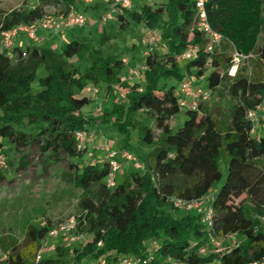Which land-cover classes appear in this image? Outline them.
Segmentation results:
<instances>
[{
    "label": "trees",
    "instance_id": "16d2710c",
    "mask_svg": "<svg viewBox=\"0 0 264 264\" xmlns=\"http://www.w3.org/2000/svg\"><path fill=\"white\" fill-rule=\"evenodd\" d=\"M81 1L23 0L22 8L1 15L0 150L6 149L7 155L24 153L36 143L42 156L50 152L55 161H69L71 180L82 190L77 232L85 240L80 248L61 245L56 255H43L37 263L53 224L30 223L23 242H10L7 258L0 264H91L102 259L112 264L127 255L152 257L150 264L264 260V136L254 134L247 118L249 111L264 104V39L255 45L259 30H264L258 12L262 0L206 1L210 23L224 36L214 52L206 49L208 39L194 27L195 0L144 4L118 15L121 28L133 21L160 28V48L146 56L141 81H123V58L92 48L87 37L70 41L61 52L36 45L24 50L15 42L13 55H8L2 44L4 31L41 19L46 4L79 7ZM246 11L250 21L245 19ZM231 44L246 54L254 51L235 74ZM196 45L200 54L182 60L181 55ZM80 58L87 59L84 68L75 63ZM207 72L206 89L211 94L227 92L228 112L220 114L200 103L196 109H185V121L176 130L172 120L181 110L176 95L179 84ZM116 84L129 91L125 101L113 88ZM89 85H100L113 96L109 109L91 117L83 111L92 100L82 94ZM107 123L120 133L117 148L131 151L132 129L138 130L140 144L151 148L147 166L122 181L116 178L115 186L107 180V157L104 163H80L86 151L78 148L76 137L79 131ZM222 162L227 176L217 189L223 179ZM208 194L212 195V227L204 208L184 210L174 205V197L193 200ZM231 234L239 237V245L224 253H200L202 247L212 248V237Z\"/></svg>",
    "mask_w": 264,
    "mask_h": 264
},
{
    "label": "rangeland",
    "instance_id": "374dc122",
    "mask_svg": "<svg viewBox=\"0 0 264 264\" xmlns=\"http://www.w3.org/2000/svg\"><path fill=\"white\" fill-rule=\"evenodd\" d=\"M164 1L166 0H132L136 8L144 4L156 3L155 5L158 6L160 3H164ZM22 7L23 0H0V17L2 14ZM79 7L83 9L82 3L79 4ZM51 10H53L52 5L46 8V11ZM98 11V13H101L104 9L100 8ZM258 12L259 18H261V20L264 19V0L261 1ZM86 13L88 17L86 25L68 28L64 34L58 35L55 43H46L43 40L36 42L27 32H19L15 37V42L24 50H26L28 46L36 45L40 47L50 46L61 52L70 41L78 37H87L90 40V46L92 48H101L106 52H113L119 55L120 58L125 57L129 59L130 64L125 65L122 70V79H124L126 73L129 74L128 69H130L131 66L143 68L146 59L145 53L149 50L147 38L148 26L145 22L133 21L128 27L121 28L116 14L114 19L101 23L98 18L95 17L96 14L94 12L88 11ZM244 15L247 21L251 20L247 11ZM154 29L160 32V28L156 27ZM261 29L255 37L256 46H259L264 39V30L261 31ZM234 47L237 46L232 45L231 52ZM252 52L254 51L250 53ZM244 54L249 55L246 53ZM75 63L84 68L87 65V59H76ZM208 73L209 72H207L204 77L192 75L190 79L193 81L194 85L206 88V76H208ZM37 88L38 83L34 82L33 89ZM87 88L82 91V94L90 96L92 100L83 109L86 115L91 117L97 114L101 104L102 110L111 107L112 100L107 101V96L103 97V99H105L103 101L100 97V93L97 98L94 96L93 85H89ZM205 104L209 108L214 107L220 114H226L231 104V99L227 92L221 93L217 91L211 95V98L205 102ZM139 117H141V115ZM185 118V109L181 108L180 112L172 120L176 130L183 124ZM93 130L97 132L95 138L96 144L92 142L87 144L85 155L80 159V163L96 161L104 163L106 151L101 148V145L104 144L105 140L101 138V135L106 137L110 146L114 148L118 147L121 136L118 129L113 125L109 123L100 126L95 125ZM259 130L260 128L256 131ZM254 134L257 136H264V130H262L260 135ZM98 138L101 139V142H99ZM130 146L131 151L138 155V160L131 162L123 161V166L117 174L118 181L124 180L133 170L144 169L147 166L145 159L151 148L144 147L140 144L139 132L137 129L131 130ZM4 151L6 154L7 150L4 149ZM10 153L11 155L6 154L10 156V162L7 161L8 168L4 170L3 177H0V213L3 217V220L0 221V235L7 237L6 239L0 238V257L6 253L9 243L14 239L19 244L23 242L28 224L37 223L41 225L39 222L45 221L55 226L74 215L80 214L79 200L82 190L77 188L71 180L73 171L72 167L69 166L68 160L55 161L51 158L50 152L42 156L36 143L32 144L24 153ZM22 156H24V158H22ZM221 170L223 172V179L215 185L217 189L221 187L227 176V168L224 162L221 163ZM88 238H91V236H88ZM236 239L240 240L238 236H236ZM81 242L82 241L69 242L60 237L49 238L43 242L42 254L54 256L59 246L68 245L80 248L82 246ZM219 242L220 245L215 248V250L222 253V251L229 249L232 245V238H223L220 239ZM206 254L208 255V253ZM216 260L217 259L208 264H216ZM98 262L99 260L91 261V264H98Z\"/></svg>",
    "mask_w": 264,
    "mask_h": 264
},
{
    "label": "built area",
    "instance_id": "2783aa9c",
    "mask_svg": "<svg viewBox=\"0 0 264 264\" xmlns=\"http://www.w3.org/2000/svg\"><path fill=\"white\" fill-rule=\"evenodd\" d=\"M98 0H82L81 3L84 7L93 6ZM107 8L102 12L98 18L99 22L105 23L109 20L115 18V14L118 16L124 14L127 9L133 7L132 0H102ZM207 0H195L197 14L194 21V27L198 28L200 32L208 39L206 44V49L209 52H214L215 48L221 43L224 39V36L221 32L215 29L208 19V13L206 10ZM51 6V5H48ZM46 6V8L48 7ZM53 10L47 11V13L36 21H33L29 24L20 23L13 27L10 30L4 31L2 33V44L8 49V55L12 56L11 49L15 45V37L19 32H27L28 35L38 41L40 36L38 34L39 29H47L53 31L54 33H63L66 29L73 26H84L87 23L88 17L87 13L77 7L76 4H70L66 8H58L55 5L52 6ZM147 38L149 42V50L145 53L146 56L153 54L156 49L159 47L162 35L159 31H156L154 28H149L147 30ZM200 47L198 45L188 48L182 55V60H189L197 57L200 54ZM234 67L232 69V74H235L236 70L240 63L244 60L249 59L253 54L245 55L243 52L234 47L232 51ZM125 65H129V59L123 58ZM145 69L139 68L138 66H131L129 69V74L127 77L122 79L125 80H142V70ZM94 96L97 98L98 94L101 91V87L98 85H93ZM113 88L117 91L119 98L122 101L127 99L129 93L128 90L122 89L120 84H116ZM88 89V88H87ZM176 95L178 96V103L181 108L184 109H196L199 107L200 103H205L211 98V91L202 86L194 85L191 79H186L182 81L177 90ZM98 111H102V104L98 108ZM247 118L253 124V131L255 132L258 128H264V104L259 105L256 109L251 110L247 114ZM96 131L95 130H82L77 132L78 148L80 150H85L87 144L96 142ZM99 136V135H98ZM101 138L105 140L104 144L101 146L102 149L106 151L107 162L109 163L110 172L107 177L108 183L110 186H115L117 184V174L123 166V161L131 162L138 160L136 154L128 149H119L114 148L108 144V141L104 135H101ZM8 168L7 156L4 152L0 150V171H4ZM212 195L208 194L202 196L198 199L187 200L181 197H174V205L179 209L184 210H193L204 208L205 209V220L207 221L210 227L213 226V208L209 205V201ZM79 218L77 215L70 217L64 222H60L57 225L53 226L46 239L60 237L65 241L77 242L84 241L85 236L81 233H78ZM235 234L228 235L224 238H232V245L229 249L222 251V253L229 251L234 246L239 245V240L236 239ZM223 238L212 237V248L210 246H205L200 249L201 254H206L209 252H220L216 251L220 245L219 240ZM43 246L40 249L36 262L38 263L41 257L43 256ZM8 253L6 252L3 256L0 257V262L7 258ZM152 257H135L132 255L123 256L112 264H150ZM172 264H186L185 261H171ZM76 264H84L77 262ZM98 264H108L105 259H102ZM216 264H222L220 260H216ZM250 264H264V260H256Z\"/></svg>",
    "mask_w": 264,
    "mask_h": 264
},
{
    "label": "crops",
    "instance_id": "0c3cea01",
    "mask_svg": "<svg viewBox=\"0 0 264 264\" xmlns=\"http://www.w3.org/2000/svg\"><path fill=\"white\" fill-rule=\"evenodd\" d=\"M104 3H103V1L102 0H98L92 7H91V9L90 10H88V11H92V12H94L96 15H95V17H97V18H99L100 17V15H97V14H102V12L101 13H98L99 11H98V9H100V8H102V9H104ZM82 8H84V6L82 5ZM132 8H136V7H134V5H133V7ZM87 11V12H88ZM120 22V21H119ZM71 28V27H70ZM66 30H68V29H66ZM65 30V31H66ZM65 31L63 32V33H54L53 31H50V30H45V29H39L38 30V34H39V36H40V38H39V40L38 41H36V42H40V41H44V42H46V43H55L56 41V39H57V37H58V35L59 34H64L65 33ZM18 44V43H17ZM19 45V44H18ZM125 58V57H124ZM128 71H129V69H128ZM126 76H128V73H126ZM125 76V77H126ZM124 77V78H125ZM98 86H100V85H98ZM100 97L103 99V97L104 96H107V101H109V100H112L113 99V96L110 94V93H108L105 89H102L101 91H100ZM105 99H103V101H104ZM262 130H264V128H260V130L259 131H255V133L256 134H258V135H260V133L262 132ZM99 139V142H101V139L100 138H98ZM96 144V143H95ZM103 145V144H102ZM101 145V146H102ZM98 146H100V145H98ZM3 220V217H2V215H1V213H0V221H2ZM45 221H42V222H39L40 224H42V223H44ZM33 224H36V225H39V224H37V223H33Z\"/></svg>",
    "mask_w": 264,
    "mask_h": 264
}]
</instances>
